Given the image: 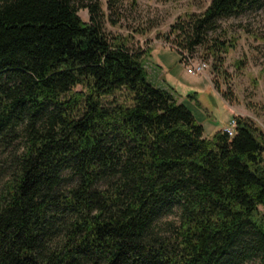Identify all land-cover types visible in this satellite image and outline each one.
<instances>
[{"label":"trees","instance_id":"1","mask_svg":"<svg viewBox=\"0 0 264 264\" xmlns=\"http://www.w3.org/2000/svg\"><path fill=\"white\" fill-rule=\"evenodd\" d=\"M76 2L0 0V264H264L262 131L235 117L232 136L205 139L147 81L148 50ZM263 5L209 0L176 20L179 62L218 20ZM229 46L205 49L217 59Z\"/></svg>","mask_w":264,"mask_h":264},{"label":"rangeland","instance_id":"2","mask_svg":"<svg viewBox=\"0 0 264 264\" xmlns=\"http://www.w3.org/2000/svg\"><path fill=\"white\" fill-rule=\"evenodd\" d=\"M93 3L97 5L99 25L105 35L126 40L133 51L148 50L142 58L147 81L184 101L183 106L202 126L205 139H210L235 117L247 119L264 134V5L218 20V28L208 35L207 45L218 39L230 45L227 52L217 59L207 53V45L184 52L190 63L205 64L201 75H189L179 62L174 50L176 40L169 27L188 14L202 12L209 0L76 2L77 5ZM76 15L83 22L88 21L86 8H79ZM2 171L0 188L6 179ZM259 212L264 216V211L259 209ZM175 222L176 215L169 213L159 219L157 229L166 233Z\"/></svg>","mask_w":264,"mask_h":264},{"label":"built area","instance_id":"3","mask_svg":"<svg viewBox=\"0 0 264 264\" xmlns=\"http://www.w3.org/2000/svg\"><path fill=\"white\" fill-rule=\"evenodd\" d=\"M181 64L185 69V72L190 75H201L205 67L204 63L192 64L190 63V60H186V59L183 60ZM233 129H234V119H231L229 123L221 129V131L230 137L233 134Z\"/></svg>","mask_w":264,"mask_h":264},{"label":"crops","instance_id":"4","mask_svg":"<svg viewBox=\"0 0 264 264\" xmlns=\"http://www.w3.org/2000/svg\"><path fill=\"white\" fill-rule=\"evenodd\" d=\"M207 81H208V79H207ZM208 83H209V85H210V82L208 81ZM210 88H212V86L210 85ZM187 92H189L190 93V90H188ZM193 94V93H192ZM193 95H195L196 97L195 98H197V95L194 93ZM178 102H180V103H182V104H184V101H180V100H177ZM215 122V121H214ZM222 127H223V125H222ZM220 129H222V128H220Z\"/></svg>","mask_w":264,"mask_h":264},{"label":"bare ground","instance_id":"5","mask_svg":"<svg viewBox=\"0 0 264 264\" xmlns=\"http://www.w3.org/2000/svg\"><path fill=\"white\" fill-rule=\"evenodd\" d=\"M190 75V74H189Z\"/></svg>","mask_w":264,"mask_h":264}]
</instances>
